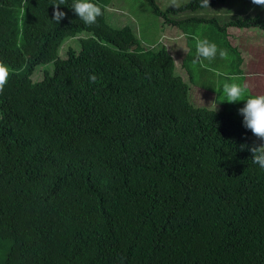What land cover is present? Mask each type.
Masks as SVG:
<instances>
[{
  "label": "trees",
  "instance_id": "obj_1",
  "mask_svg": "<svg viewBox=\"0 0 264 264\" xmlns=\"http://www.w3.org/2000/svg\"><path fill=\"white\" fill-rule=\"evenodd\" d=\"M148 1L165 24L206 9L189 0L162 12ZM58 2L0 0V61L14 70L0 96V264H264L252 132L193 106L163 45L144 48L104 11L85 25L74 0L56 24ZM209 19L220 31L264 32L258 14L197 22Z\"/></svg>",
  "mask_w": 264,
  "mask_h": 264
},
{
  "label": "rangeland",
  "instance_id": "obj_2",
  "mask_svg": "<svg viewBox=\"0 0 264 264\" xmlns=\"http://www.w3.org/2000/svg\"><path fill=\"white\" fill-rule=\"evenodd\" d=\"M155 5L164 12L167 9H176L180 7L181 5L187 3L189 0H176V5H173L172 0H153ZM233 7H239L244 9V5H242L241 0H226L225 3L217 5L214 8H206L204 10H199L197 12L193 13H178V14H169L166 16V19L168 21H176L179 22L180 28L175 30H171L169 33H166V35L163 34L168 27L165 19L163 17L156 16V14L152 10V6L148 0H110L109 3L104 6V17L106 23L115 29H119L122 27H130L135 37L140 41L141 45L144 48L148 49H155L159 46H166L168 49V46H171L172 43H175L174 39H169V34L175 33L180 34L182 31L186 33L193 32V28L195 25L201 24V22H197V20H200L201 18H211L214 16L215 19H218L220 23H224L223 18L225 17L226 20H228L227 12H229V9ZM225 12L226 15H218L215 16L218 12ZM209 23L204 24L206 29H209L210 31H214L216 28V23L212 22V19L208 20ZM165 22V23H164ZM178 26V25H177ZM172 29V28H170ZM196 35L199 34V32H195ZM84 36L83 34L76 37V38H69L66 39L62 45L59 48L58 56L61 59L66 58V52L68 48L73 49L74 51L79 50V44H78V38ZM205 39V37H203ZM188 37L184 36L183 41H187ZM189 45H192V42H188ZM229 57H232L231 55H228ZM203 65H205V70L201 71L200 68L195 67V72L187 71L188 76L184 74V72L178 68H176L175 73L180 71L183 74H179L183 80H185V83L188 84V86L191 88V101L199 106L201 104H204V99L199 98L198 93L194 92L197 86L201 87H207L210 86V80L204 76V74H211L216 73V71H219L224 74V72H227V69L225 68L220 61H207L205 60L203 62ZM53 69V65L51 63L45 64V65H39L34 68V71L31 75V80L33 82L40 81L43 78L44 73H51ZM215 77H217V97L214 96L216 99H224L225 102V109L226 111L233 112L234 116L241 120L243 123V117L239 114V109L243 108L245 105L244 101H240L237 103H227V98L225 94L223 93V84L227 83L224 81L223 75L217 76L215 74ZM201 81V82H200ZM219 81V82H218ZM213 86V83H212ZM255 139H252V145L258 146L259 143H254ZM5 252L2 250V253Z\"/></svg>",
  "mask_w": 264,
  "mask_h": 264
},
{
  "label": "crops",
  "instance_id": "obj_3",
  "mask_svg": "<svg viewBox=\"0 0 264 264\" xmlns=\"http://www.w3.org/2000/svg\"><path fill=\"white\" fill-rule=\"evenodd\" d=\"M241 3L244 5V9L239 7L229 9V12H227L228 19L254 14L264 17V8L253 5L251 0H241ZM219 13L226 15V13L222 11L216 13L215 16L220 15ZM223 21H227L225 17L223 18ZM167 25L172 29H165L166 31L163 32L164 35L171 30L178 29V27L180 28L178 22ZM192 31L193 32L191 33H186L184 31L180 34L172 33L168 36L170 37L169 39H174L175 43H172L171 46L167 45L168 49L166 46L164 47L173 58L175 71L178 66V68L188 76L187 71L194 73L195 67L200 68L201 71L205 70V65L199 62L193 63L194 59H196V42L192 39V36L196 35L195 32L198 31V35L201 39L205 37L210 42L215 43L218 49L225 50L228 55L232 56H227L226 59H221L219 54H217L215 60H212L220 61L225 68L230 69L227 70V72H224L223 78L225 82L245 85L248 88L250 95H264V32L262 30L258 28L226 27L224 31H220L216 28L214 31H210L209 29H206L204 24H196ZM184 36L188 37L186 42L183 41ZM189 41L192 42V45L188 44ZM183 72L181 73L177 70L176 74L180 76L179 74H183ZM204 76L210 80V86H197L194 91L198 93L200 99H204V104L197 106L191 101L190 95L193 90L188 86V99L190 103L196 107H205L219 112L224 111L241 122V120L234 116L233 112L226 111L224 108V99L219 100L214 97H217V77H215V73H213V75L204 74ZM232 77H236L237 79L233 80ZM181 79L183 80L182 77ZM183 82H185V80H183ZM252 139H255L254 143L257 142L259 145L264 143L258 140L254 135L251 137V142Z\"/></svg>",
  "mask_w": 264,
  "mask_h": 264
},
{
  "label": "clouds",
  "instance_id": "obj_4",
  "mask_svg": "<svg viewBox=\"0 0 264 264\" xmlns=\"http://www.w3.org/2000/svg\"><path fill=\"white\" fill-rule=\"evenodd\" d=\"M65 3V0H59L53 5V21L59 24L66 17V13L60 11V6ZM173 5H176V0H172ZM251 3L264 8V0H251ZM202 8H209V0H201ZM72 10L84 22L85 25L92 26L97 23L99 17L103 15L104 9L92 0H74ZM192 39L196 42V59L193 63H201L205 60H215L217 54L221 59H226L227 51L218 49L217 45L210 42L208 39H201L197 35H193ZM14 74V70L10 69L3 61H0V96L5 92V88L9 83L10 77ZM217 76L224 75L216 71ZM90 82H97L96 75L89 77ZM236 80V77H232ZM223 93L227 98V103H237L244 101L245 105L239 109V114L243 117V126L250 130L252 134L260 141L264 142V95H250L249 90L245 85L239 83H224ZM252 152L253 163L257 164L261 169H264V143L258 146H253Z\"/></svg>",
  "mask_w": 264,
  "mask_h": 264
}]
</instances>
